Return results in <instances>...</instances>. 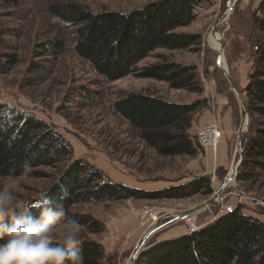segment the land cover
Returning <instances> with one entry per match:
<instances>
[{
    "label": "rangeland",
    "instance_id": "rangeland-1",
    "mask_svg": "<svg viewBox=\"0 0 264 264\" xmlns=\"http://www.w3.org/2000/svg\"><path fill=\"white\" fill-rule=\"evenodd\" d=\"M157 1L162 0H0V102L51 126L70 147L69 156L53 167H32L24 176L0 177V182L19 180L18 199L26 203L37 199L76 160L93 166L105 181L144 192L199 177L209 179L212 192L208 196L71 205L69 215L89 223L81 225L80 238L97 242L111 264H129L141 238L149 232L153 233L141 252L154 243L201 230L228 214V208L264 224V177L249 186L238 182L236 174L234 184L217 195L239 156L238 146L242 148L247 127L243 126L244 108L215 62L220 55V67L245 106L243 91L253 68L255 46L264 39V32L254 22L264 20L259 11L264 0H205L193 21L175 30L196 36V46L155 50L136 63L132 73L111 83L96 75L74 52L81 26H69L49 12L53 5L74 3L94 14L128 13ZM54 43L62 49L55 51ZM163 60L194 67L203 92L174 90L164 82L139 77L144 67ZM137 94L198 105L189 130L196 147L194 156H158L143 143L138 131L114 112L117 102ZM208 125L216 128L218 138L207 148L199 143V135Z\"/></svg>",
    "mask_w": 264,
    "mask_h": 264
},
{
    "label": "trees",
    "instance_id": "trees-1",
    "mask_svg": "<svg viewBox=\"0 0 264 264\" xmlns=\"http://www.w3.org/2000/svg\"><path fill=\"white\" fill-rule=\"evenodd\" d=\"M205 0H162L128 13L103 11L94 14L85 7L66 3L53 5L52 16L77 30L74 52L96 75L111 83L132 73L139 61L158 49L186 50L197 45L193 35L176 33L196 17ZM259 11L264 15V1ZM264 32V20H255ZM54 50L62 49L54 43ZM165 59V58H163ZM139 77L164 82L170 89L201 94L195 68L168 60L144 67ZM249 116L242 139L238 182L255 184L264 177V39L257 41L248 83L243 91ZM198 105L173 104L152 95H129L114 105V112L137 130L143 143L160 157L196 154L189 130ZM64 138L51 126L25 111L0 102V177H18L24 166L53 167L70 154ZM249 186L246 189H249ZM209 179L199 177L179 186L144 192L105 181L93 166L72 162L47 191L66 211L75 203L119 199L179 200L211 194ZM63 197L61 200L60 198ZM38 213L36 199L27 203ZM76 218V217H75ZM81 225H89L81 221ZM85 264H111L95 241L83 240ZM134 264H264V224L234 211L201 230L154 243L140 253Z\"/></svg>",
    "mask_w": 264,
    "mask_h": 264
},
{
    "label": "clouds",
    "instance_id": "clouds-1",
    "mask_svg": "<svg viewBox=\"0 0 264 264\" xmlns=\"http://www.w3.org/2000/svg\"><path fill=\"white\" fill-rule=\"evenodd\" d=\"M30 170L25 165L21 176ZM18 185L0 182V264H85L79 221L47 192L38 194L34 214L18 199Z\"/></svg>",
    "mask_w": 264,
    "mask_h": 264
},
{
    "label": "water",
    "instance_id": "water-1",
    "mask_svg": "<svg viewBox=\"0 0 264 264\" xmlns=\"http://www.w3.org/2000/svg\"><path fill=\"white\" fill-rule=\"evenodd\" d=\"M234 1L236 2V0H234ZM215 62H216V65L219 67V69L222 71L223 75L226 77L227 81L229 82L232 91L238 96V100H239L240 104L244 108L245 117H244V120H243V126H245V128H246L247 124H248L247 115H246L247 112H246L245 106H244V104L242 102V99L240 98L236 88L233 86V84H232V82L230 80V77L227 74L226 70H224L223 68L220 67V55H217V57L215 59ZM238 147H239V156H238L237 160L234 162V165L231 167V169L229 171V174H228L227 178L225 179L223 185L221 186L220 190L217 192V195H220L229 185L234 184V179H235V176L237 174L238 167H239V165L241 163V160H242V151H243V149L240 147V145ZM151 233H153V232H149V233H147L146 236H143L141 238L140 242L138 243L136 249L133 252V256L129 260V264H134L135 263L136 259L138 258V256L141 253V250H142L141 248H142L145 240L148 238V236Z\"/></svg>",
    "mask_w": 264,
    "mask_h": 264
},
{
    "label": "built area",
    "instance_id": "built-area-1",
    "mask_svg": "<svg viewBox=\"0 0 264 264\" xmlns=\"http://www.w3.org/2000/svg\"><path fill=\"white\" fill-rule=\"evenodd\" d=\"M217 138H218V134L216 132V128H214L213 125H208L204 127L203 130L201 131L199 135V143L203 147L208 148L209 146H213V144H215V142L217 141ZM232 212L233 211L231 208L227 209L228 214ZM185 219H188V217H186Z\"/></svg>",
    "mask_w": 264,
    "mask_h": 264
},
{
    "label": "bare ground",
    "instance_id": "bare-ground-1",
    "mask_svg": "<svg viewBox=\"0 0 264 264\" xmlns=\"http://www.w3.org/2000/svg\"><path fill=\"white\" fill-rule=\"evenodd\" d=\"M215 38V37H214ZM216 39V38H215ZM217 40V39H216ZM217 47L219 49V43L217 42ZM220 62H222L221 58H220Z\"/></svg>",
    "mask_w": 264,
    "mask_h": 264
}]
</instances>
